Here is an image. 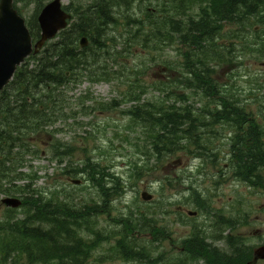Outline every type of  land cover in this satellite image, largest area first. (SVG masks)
I'll return each instance as SVG.
<instances>
[{"label":"rangeland","instance_id":"obj_1","mask_svg":"<svg viewBox=\"0 0 264 264\" xmlns=\"http://www.w3.org/2000/svg\"><path fill=\"white\" fill-rule=\"evenodd\" d=\"M160 2V0H139V4L136 6L133 4V8L128 11L125 17L137 20L140 16L143 19H146V15L153 17L156 15L157 7L161 8ZM62 3L63 5L71 4L72 7L76 6V0L72 2L62 0ZM117 7L124 8L122 5H117ZM33 8V4L24 5L23 17L25 19L32 15ZM246 21L249 23V19ZM122 23L123 21H121ZM240 28L243 29V40L240 39L239 31L234 32L237 35L235 39L231 37L233 32L223 35L224 38H227L228 44H235V51L229 56H223L220 62L230 61L207 66H213L211 67L213 71L211 76L219 93L230 94L239 105L246 106L252 116L264 125V60L262 57L264 52L263 50L259 53L256 52V47L246 42L254 30L247 25H241L238 29ZM115 31H119L120 34H116ZM132 32L140 39L147 33V30L135 31L133 29ZM109 35L116 38L118 51L123 47L125 40L137 41L128 35L126 29L122 30L121 27L109 29ZM182 51L177 45L161 46L160 49L150 45L146 52L138 54L136 51L137 57L131 56L128 59V67L119 79L110 82L97 81L94 84L83 79L81 87L71 88L65 92L70 101L68 107H74L78 95H84L87 91L90 95L92 93L95 102L111 103L116 101L115 103H118L114 110L103 111V113L97 112L101 110H96L86 118L78 117L75 123L82 121L84 124L89 122L91 125L82 126V129L66 130L58 136L62 142L69 143L74 147L72 157L64 159L63 166H66L67 169H79L85 164L86 159H90L91 163H97L104 173L119 175L121 182L125 185L124 193H120L119 198L110 202L109 216L102 215L96 220V229L110 233L112 237L109 238V243H102V246L93 253L86 264H132V262H123L113 258L110 252H106V249H110V245L118 246V234L121 228L118 219L126 217L127 210L135 213L136 207L141 202L139 194L142 191L152 194V198L156 202L154 206L149 207V213L156 218L159 226L163 225L167 231H170L169 238L161 243V247L154 249L155 255L159 251L162 252V258L172 255L175 251H171V248H174L180 239L190 234L192 223H201L204 219V216L200 215L196 221H188L182 214H177V204L183 206L181 203L187 202L188 206L183 207L190 210H194V206H196L193 198L189 197L184 200V196L187 197L190 193V191H186V187L189 185H192L188 187L189 189L197 188L209 203L210 216L217 212L219 215L234 220L235 227L232 234L243 236L245 243L250 246H254L257 242L264 243V188L248 186L233 176L231 168L228 166L230 155L227 152L226 138L221 128L216 130L218 140H212L215 151L219 152H216V156L191 159L192 156L188 152L178 151L165 157L160 164L152 160L146 161V156H142L144 149L142 146L138 148L139 144L136 141L140 135V128L131 124L127 115L123 113L131 105L136 104V101L131 98L138 97L141 102L163 99L167 103H175L176 106L190 107L192 113L195 114L202 106L206 108L209 100H203V94L196 87L192 76L187 78L190 89L182 84L181 76L186 75L183 59L180 56ZM114 53L115 51H111L112 55ZM196 55L198 59L203 58L202 51L197 52ZM219 56V51L215 54L206 52L205 62L208 63L211 58ZM165 63L171 64V70L163 68ZM109 67H111V63ZM150 83L152 84L150 85ZM159 83L166 86L164 90H155L154 85ZM144 84L148 87L144 88ZM142 92L144 93L141 94ZM123 93L125 94L123 95ZM182 95L187 96L185 101L178 97ZM99 107L97 105V108ZM207 109H209L208 106ZM40 140L46 142V137H41ZM46 147V145L42 147L41 158L30 161L33 171H36L39 178L36 187L46 193L47 190H57L67 194L68 202L73 207L101 205L102 198L96 193V190L88 186L85 175H63L59 165L48 160V155L44 154V151L47 150ZM194 155H197L195 151ZM133 163H136L138 167L143 166V169L138 171V175L131 169ZM215 165L216 170L214 169ZM197 171H199L198 175ZM183 173L185 175L182 177ZM262 176L264 177V172H262ZM74 181H79V183L74 184ZM154 208L156 209L154 210ZM2 210L3 207L0 206V217ZM179 220L181 223L178 222ZM211 221L220 222L215 217ZM201 226L204 228L203 225ZM204 229L212 232L211 236L219 235L215 231ZM174 238H177V241L172 244L171 240L174 241ZM138 244L148 246L150 242L147 238H140ZM218 247L227 250L224 240L220 239ZM145 262V260L137 261L138 264Z\"/></svg>","mask_w":264,"mask_h":264},{"label":"trees","instance_id":"obj_2","mask_svg":"<svg viewBox=\"0 0 264 264\" xmlns=\"http://www.w3.org/2000/svg\"><path fill=\"white\" fill-rule=\"evenodd\" d=\"M43 1L46 0H35L36 6L39 7ZM133 1L136 3L138 0H91L90 3L74 9L75 22L58 35L59 39L55 43L43 49L40 58L36 59L34 68L28 70L23 67L16 73L11 84L15 105L10 107L6 102L0 108L2 115L0 118V171L13 148H18L24 153L28 152L30 137L60 118L54 113L53 107L57 101L59 102L58 91L68 83L71 76L85 74L88 69L89 76L96 74L103 76L104 79L110 76V70L104 67L105 64H101L104 60L115 62L110 52L113 42L106 39L105 30L120 26V22L117 21L118 11L112 8L122 5L128 11ZM159 5L161 8L157 7V15H153L154 21L147 17L139 21L129 19V22L138 24L140 29L155 28L158 37L166 31L189 41L191 45L195 40L199 48L201 44H210L209 40L214 34L215 20L242 23L247 18L256 17L264 27V0H162ZM193 13H198L196 19L192 18ZM28 27L32 36H38V27L34 18L30 20ZM82 36L88 38L89 46L82 51H77L76 44ZM94 47L100 50L101 56L88 52ZM105 51L109 52L106 57ZM195 63L202 66L200 60ZM192 73L197 80L199 75ZM201 79L203 86H208L210 90L216 89L208 77H201ZM198 85L201 84L198 83ZM218 101L221 108L209 113L212 119L210 123H204L199 117L194 118L188 112L180 113L171 108L172 106L164 107L161 103L136 104L126 113L140 126L144 137L142 143L147 144L149 155L159 158L170 155L173 146L185 148L188 146L185 140L190 139L208 151V145L204 141L205 136L194 135L198 126L212 128L220 122L233 129L234 124L247 122L249 118L247 110L244 106L236 104V99L232 100L231 97L224 95L218 97ZM255 126L257 127L256 123ZM238 129L242 130V127L239 126ZM257 133L261 131L258 130ZM183 141L184 144H182ZM236 144H239V141ZM230 149L232 151L233 142ZM246 151L248 149H238V165L241 164L246 172L251 170L253 173L256 169H254L256 164L254 162L259 158H253L250 165L244 161ZM262 158L261 156L260 160ZM10 161L18 167L21 165L22 158L17 161L15 152ZM6 179L7 177L0 172V188ZM103 188L109 192L115 190V186ZM104 189L101 190L102 193ZM27 194L29 198L23 205H25L26 213L30 215V220H24L19 229L22 232L20 237L24 241V249L28 250L30 247L37 255L47 256L48 259L59 264H69L75 256L79 263L85 260L89 250L83 249L86 241L84 243L78 236V230L87 213H82L81 209L72 210L62 206H52L51 201H42L39 197H34L33 191ZM103 195L106 196V193ZM139 216L141 219H146L147 214L140 213ZM29 222L30 226L27 225ZM132 227L133 230L137 229L135 225ZM9 244L20 249L15 241ZM1 258L0 264H3L4 258ZM243 258L245 259V256L239 258V264H244ZM36 261L39 260L36 259Z\"/></svg>","mask_w":264,"mask_h":264},{"label":"water","instance_id":"obj_3","mask_svg":"<svg viewBox=\"0 0 264 264\" xmlns=\"http://www.w3.org/2000/svg\"><path fill=\"white\" fill-rule=\"evenodd\" d=\"M10 4L11 0H0V89L10 79L15 67L31 52L29 35ZM66 18L68 16L59 8V0L48 3L37 18L42 34L34 47H40L44 40L63 28ZM258 252L259 257L264 259V248Z\"/></svg>","mask_w":264,"mask_h":264},{"label":"bare ground","instance_id":"obj_4","mask_svg":"<svg viewBox=\"0 0 264 264\" xmlns=\"http://www.w3.org/2000/svg\"><path fill=\"white\" fill-rule=\"evenodd\" d=\"M135 4V1L132 2V5ZM89 53H94L95 56H101L102 54H100V50L98 48H92L88 51ZM109 52L108 51H105L104 52V55L105 57L108 56ZM98 70H100V68H97ZM89 70V69H88ZM88 70H86V72H88ZM89 74V73H88ZM90 77L92 78H96V76L94 75H90ZM155 90L157 91H161V89L159 87H154ZM157 103H161L163 106H172V103H167V101L161 99V100H158ZM202 122L206 123L203 119L201 120ZM197 134L200 136V137H203L205 136V139L204 141L207 143V145L209 146L211 144V141L209 139L210 136H214L213 134V131H212V128L211 127H203V126H198V129L194 131V135L197 136ZM184 142V141H183ZM186 144L193 148L196 152V154L201 158V159H204V158H208L211 153L209 151H207L206 149H203L201 146L197 145L192 139L190 140H185ZM184 142V143H185ZM203 224L205 225H209V226H214V227H221V225H217L214 221L212 222L211 219H207V218H204L203 221H202ZM241 251V250H240Z\"/></svg>","mask_w":264,"mask_h":264}]
</instances>
